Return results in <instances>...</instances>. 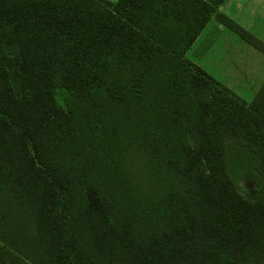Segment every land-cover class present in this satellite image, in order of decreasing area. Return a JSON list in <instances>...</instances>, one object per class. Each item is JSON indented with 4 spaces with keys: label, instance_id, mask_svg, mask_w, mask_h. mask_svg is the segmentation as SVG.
Instances as JSON below:
<instances>
[{
    "label": "trees",
    "instance_id": "1",
    "mask_svg": "<svg viewBox=\"0 0 264 264\" xmlns=\"http://www.w3.org/2000/svg\"><path fill=\"white\" fill-rule=\"evenodd\" d=\"M207 0H0V264H264V83L185 58Z\"/></svg>",
    "mask_w": 264,
    "mask_h": 264
},
{
    "label": "rangeland",
    "instance_id": "2",
    "mask_svg": "<svg viewBox=\"0 0 264 264\" xmlns=\"http://www.w3.org/2000/svg\"><path fill=\"white\" fill-rule=\"evenodd\" d=\"M225 7L231 8L225 10L223 7L219 10L246 31H255V34L262 36L264 21L258 17L249 19L244 6L236 9L227 4ZM185 58L248 102L263 82L264 55L214 18L191 44Z\"/></svg>",
    "mask_w": 264,
    "mask_h": 264
},
{
    "label": "crops",
    "instance_id": "3",
    "mask_svg": "<svg viewBox=\"0 0 264 264\" xmlns=\"http://www.w3.org/2000/svg\"><path fill=\"white\" fill-rule=\"evenodd\" d=\"M208 2L211 3H215L216 0H207ZM230 2V3H229ZM227 4H230L232 6H234V8H241L242 6L245 7L246 9V13L249 16V19L254 20L255 18L258 17V19H260L261 21H264V0H222L218 5V11H220L221 13H223L221 10H219L220 8H223L225 10H229L231 7H225ZM225 14V13H223ZM227 17H229L227 14H225ZM214 17H212L211 19H213ZM230 18V17H229ZM210 19V20H211ZM215 19V18H214ZM231 20H233L232 18H230ZM209 20V21H210ZM216 20V19H215ZM217 21V20H216ZM206 27V26H205ZM204 27V28H205ZM203 28V29H204ZM249 32V31H248ZM255 32V31H254ZM254 32H250L251 34H253L255 37H260L261 39H263L264 42V27H263V34L262 36L259 34H255ZM201 33V32H200ZM199 36V35H198ZM259 38V39H260ZM260 39V40H261ZM262 41V40H261ZM263 54V53H262ZM264 55V54H263ZM254 77V76H253ZM262 84L264 83V76H262Z\"/></svg>",
    "mask_w": 264,
    "mask_h": 264
}]
</instances>
